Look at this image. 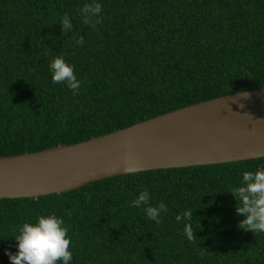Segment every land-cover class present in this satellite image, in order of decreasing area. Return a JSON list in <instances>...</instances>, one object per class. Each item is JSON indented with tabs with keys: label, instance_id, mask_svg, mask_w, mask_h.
Instances as JSON below:
<instances>
[{
	"label": "trees",
	"instance_id": "trees-1",
	"mask_svg": "<svg viewBox=\"0 0 264 264\" xmlns=\"http://www.w3.org/2000/svg\"><path fill=\"white\" fill-rule=\"evenodd\" d=\"M0 0V156L76 143L167 111L264 87V0ZM67 14L72 30L59 25ZM84 38L83 46L75 39ZM57 55L77 94L53 84ZM264 157L112 176L36 198L0 199V259L18 226L55 213L69 227L72 264H264V233L238 229L235 187ZM146 188L161 223L129 202ZM193 211L195 239L175 215ZM70 213V215L68 214Z\"/></svg>",
	"mask_w": 264,
	"mask_h": 264
},
{
	"label": "water",
	"instance_id": "water-1",
	"mask_svg": "<svg viewBox=\"0 0 264 264\" xmlns=\"http://www.w3.org/2000/svg\"><path fill=\"white\" fill-rule=\"evenodd\" d=\"M258 157H264V87L182 106L76 143L0 156V199L36 198L151 169Z\"/></svg>",
	"mask_w": 264,
	"mask_h": 264
},
{
	"label": "clouds",
	"instance_id": "clouds-1",
	"mask_svg": "<svg viewBox=\"0 0 264 264\" xmlns=\"http://www.w3.org/2000/svg\"><path fill=\"white\" fill-rule=\"evenodd\" d=\"M102 9L99 0L85 3L79 9L82 23L94 29L101 23ZM59 25L62 33L71 31L73 27L67 14ZM74 43L76 46H83L84 38L78 37ZM48 68L53 84L64 83L74 95L77 94L81 81L74 74V66L63 55H57L49 61ZM227 193L234 197L235 213L243 217L237 224L238 229L253 234L264 233V167L257 166L255 171H242L237 185ZM149 201L150 194L143 188L129 202V207L142 209L148 220L160 224L161 214L168 211L167 205L163 200L155 205ZM174 219L177 223L184 222L183 235L189 242H193V211L185 210L176 214ZM68 233L69 227L61 216L55 213L39 215L34 222H24L18 226L17 235L14 236L17 242L16 252L13 254L6 250L5 255L8 256L10 264H72L71 238Z\"/></svg>",
	"mask_w": 264,
	"mask_h": 264
}]
</instances>
